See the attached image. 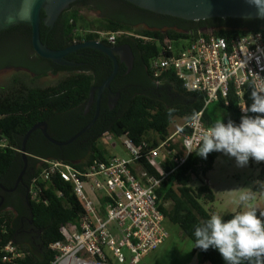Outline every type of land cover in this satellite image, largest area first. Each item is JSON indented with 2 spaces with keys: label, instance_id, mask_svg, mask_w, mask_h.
I'll list each match as a JSON object with an SVG mask.
<instances>
[{
  "label": "trees",
  "instance_id": "obj_1",
  "mask_svg": "<svg viewBox=\"0 0 264 264\" xmlns=\"http://www.w3.org/2000/svg\"><path fill=\"white\" fill-rule=\"evenodd\" d=\"M90 1L79 0L71 4L60 14L53 27L45 25V13L42 12V44L51 50H62L73 45L75 41H97L99 32H124L126 34L116 42L118 45L126 43L132 49V69L128 72L126 66L119 65L118 73L109 87L112 94L119 95L116 104L113 107L108 104L109 91H106L101 97L99 115L94 125L68 146L52 145L39 130L31 134L26 144L27 169L15 190L20 198L18 206L12 204L11 210L5 209V206L0 209V264H50L54 254L49 251V246L63 240V228L70 232L84 215L71 187L59 179L38 182L36 197L30 196L32 181L48 167L44 161H61L82 169L94 160L107 161L110 157L105 148H102L101 138L126 137L135 146L141 147L140 163L148 173L155 175L156 172L146 157L170 137V127L175 120L186 122L193 113H199L204 107V94L188 92L173 71H166L158 78L153 77L150 63L159 57L160 46L165 38L189 39L201 33L204 36L213 35L229 39L247 31H264V19L212 18L186 21L140 9L124 0H102L95 6L90 4ZM107 5H110L115 13H101ZM83 11L100 12L103 21H89ZM143 24L146 28L134 29ZM14 31H20L24 35L16 49L24 57L23 64L14 66L23 67L27 71L24 74L33 76L34 80L49 75H66L54 85L39 88L26 84L21 78L23 74H16L9 85L0 90V185L5 189L14 187L22 171L21 146L26 133L36 124L46 123L65 132L54 135L48 131L54 140H69L94 118L95 102L94 106H90L91 114L84 115L90 90L99 86L113 68L107 56L88 48L81 51L84 59L67 58L84 64L79 68L56 65L35 53L30 61L27 56L33 53L31 28L18 25L6 30ZM101 43L110 45L105 41ZM3 53L6 52L0 53V59L5 57ZM251 85L249 83L243 89V101L248 106L252 103ZM239 104V97L231 91L225 101L220 100L204 110L205 123L211 126L217 119L223 118L225 123L231 119L238 124L244 115ZM169 109L175 110L171 118ZM143 144L147 146L143 147ZM180 147V144L171 147L177 149V155L173 158L182 154ZM197 151L198 149L156 190V205L164 219L177 226L193 245L194 228L211 216L205 205L215 201L214 191L201 181L200 177H205L213 169L215 160L222 154L213 152L204 159L196 155ZM163 167L170 170L176 168V165L167 160ZM259 167L256 181L264 180V163H260ZM192 177L200 180L199 186H190ZM254 192L264 195L257 185ZM59 193L61 197L58 196ZM0 194L4 196L6 205L12 195L4 193L1 189ZM231 216L232 214H225L223 218L228 220ZM9 242L18 248L22 258L3 261V249ZM194 253L200 255L202 263L225 264L216 249L203 251L194 247ZM108 263L110 264V259Z\"/></svg>",
  "mask_w": 264,
  "mask_h": 264
},
{
  "label": "built area",
  "instance_id": "obj_2",
  "mask_svg": "<svg viewBox=\"0 0 264 264\" xmlns=\"http://www.w3.org/2000/svg\"><path fill=\"white\" fill-rule=\"evenodd\" d=\"M97 34L98 42L114 45L126 33ZM160 50L159 57L150 63L153 77L173 71L188 92L204 94V107L199 112L201 127L188 120L176 133L180 135L179 143L173 139L176 134L170 135L150 152L146 159L155 175L141 165V147L126 137L119 139L128 159L110 156L107 161L94 160L82 169L61 161H44L48 167L32 181L30 196L36 197L38 182L56 178L71 187L84 211L70 232L63 228V240L49 246L54 254L50 264H109V257L120 258L124 251L129 254L130 264H139L144 256L156 251L168 238L164 216L156 205V190L198 149L202 128L209 127L204 110L225 101L231 91L239 97L241 110L245 86L259 83L257 75L264 78V31H247L229 39L201 33L189 39L165 38ZM109 139L115 138L105 136L101 144L108 145ZM177 144L182 154L173 158L177 149L171 147ZM167 160L173 161L176 168L165 170ZM20 258L21 252L9 242L3 249V261Z\"/></svg>",
  "mask_w": 264,
  "mask_h": 264
},
{
  "label": "clouds",
  "instance_id": "obj_3",
  "mask_svg": "<svg viewBox=\"0 0 264 264\" xmlns=\"http://www.w3.org/2000/svg\"><path fill=\"white\" fill-rule=\"evenodd\" d=\"M257 14L264 17V0H248ZM250 86V106L244 102L241 107L244 115L237 124L231 119L225 123L217 119L211 126L202 128L201 142L196 155L207 159L213 152L222 153L235 161L237 168H246L249 161L264 163V78ZM174 109H169L171 118ZM249 113L254 115H249ZM200 113H193L190 122L200 125ZM187 146V145H186ZM188 153H191L189 148ZM264 194V180L253 181ZM251 190L243 192L238 203L240 211L225 220L213 213L194 228V247L207 251L218 250L225 264H264V211L257 215V209L250 206L254 198Z\"/></svg>",
  "mask_w": 264,
  "mask_h": 264
},
{
  "label": "water",
  "instance_id": "obj_4",
  "mask_svg": "<svg viewBox=\"0 0 264 264\" xmlns=\"http://www.w3.org/2000/svg\"><path fill=\"white\" fill-rule=\"evenodd\" d=\"M79 0H0V33L18 25H27L31 28V46L33 51L40 58L49 60L56 65L63 67H78V63L70 62L66 59L69 54L77 50L88 48L96 50L107 56L113 68L109 76L99 85L93 87L89 93V101L86 110L95 102L96 111L92 121L77 132L69 140L60 142L54 140L47 133V124L38 123L34 125L24 136L21 146L23 168L12 189H5L0 185V189L6 193L14 192L24 176L27 169L26 144L31 134L39 130L43 137L52 145L58 147L68 146L96 122L99 115L100 100L104 92L109 91L110 84L115 79L122 51L126 48L128 59L123 62L128 72L133 66V54L129 45L121 48L109 47L98 41H85L73 44L66 49L51 50L42 44L40 40L41 13H45L48 18V27H53L60 14L69 8L71 4ZM140 9H144L156 14L166 15L186 21H200L212 18H232V19H264L257 14L256 8L248 0H124ZM125 51V50H124ZM130 55V56H129ZM108 97L113 100L112 107L116 104L119 95H114L109 91ZM2 202V198H1Z\"/></svg>",
  "mask_w": 264,
  "mask_h": 264
},
{
  "label": "rangeland",
  "instance_id": "obj_5",
  "mask_svg": "<svg viewBox=\"0 0 264 264\" xmlns=\"http://www.w3.org/2000/svg\"><path fill=\"white\" fill-rule=\"evenodd\" d=\"M84 16L90 21L96 19L93 14L82 12ZM141 28H146L144 25H140ZM16 45L9 44L5 49L12 50ZM17 46H20L17 45ZM23 73H18L22 80L33 87L45 88L54 85L60 78L66 74H58L56 76L49 75L40 79L34 80L33 76H26ZM16 74L14 71H7L0 74V90L5 89L13 76ZM212 107V106H211ZM184 120H175L170 127V134L174 135L184 125ZM180 135L176 134L173 139L176 143L180 141ZM108 145H102L105 148L108 156H115L122 159H128L129 154L122 146L120 139H109ZM259 164L254 161H249V165L246 168H237L235 161L223 154H220L215 160L213 169L206 174L205 177L201 176V181L208 184L215 194V201L205 205V209L208 210L211 215L213 213L224 216L225 214H235L237 211L242 210L238 203L239 196L248 190H251L255 195L252 200L249 201L250 206L257 209V215L259 216L261 211H264V195L254 192L256 186L253 181H256L259 174ZM200 185V180L192 177L190 186L195 188ZM166 231L168 232V238L166 241L154 252H151L147 256H144L139 264H208L202 263L200 255L194 253V245L190 239L183 236L180 229L167 222L163 223ZM110 264H130L129 254L124 251L120 258L109 257Z\"/></svg>",
  "mask_w": 264,
  "mask_h": 264
},
{
  "label": "flooded vegetation",
  "instance_id": "obj_6",
  "mask_svg": "<svg viewBox=\"0 0 264 264\" xmlns=\"http://www.w3.org/2000/svg\"><path fill=\"white\" fill-rule=\"evenodd\" d=\"M101 2H102V0H91L90 4L95 6V5H97V4L101 3ZM101 13H103L105 15H107V14L108 15H112L115 12H114L113 8L110 5H107V6L104 7V10H102ZM101 13L100 12L99 13L98 12H89V14H93L96 17L95 21H100V22L103 21V15ZM44 22L46 23V25H48V18H44ZM139 28H141V27L136 26L134 29L138 30ZM129 35L134 36V34H129ZM23 36L24 35L20 31H14V32H6V31H4V32L0 33V53L1 52H6V53H3V55H5V57H2L0 59V68H1L0 69V74H2L4 72H7V71H14L15 74L23 73V72L26 73L27 72L23 67H16L18 64L19 65L23 64L22 63V59L24 60V57L21 55L20 51L17 52V50H16V49H18L17 45H19L21 43V41L23 39ZM47 37H48V40L51 39L50 33H48ZM81 42H85V40H82ZM81 42H76L74 44L81 43ZM9 44H14L16 46L12 50H6L5 48ZM126 45H128V44L124 43V44L118 45L117 42H115L114 45H109V47L121 48V47H125ZM82 50L83 49H80V50H77L76 52H74L72 54H69L66 57V59L68 57H71V58L73 57L76 60L84 59V55L81 54ZM124 50L122 51L121 55L119 56L120 61H122V62L119 63V65H124L125 66V64L123 62H125L128 59V54L129 53L126 52V48ZM131 51H132V49H131ZM34 53L35 52L33 51V53L30 56H27V59L31 61V58H32ZM132 54H133V51H132ZM133 57H134V55H133ZM68 61H70V60H68ZM70 62L78 63L80 65V66H78V68L79 67H83V65H84L83 63H79V62H74V61H70ZM14 65H16V66H14ZM107 102L111 106L113 104L112 98L108 97V101ZM94 105L95 104L93 103L91 105V107L94 106ZM91 107L88 110L84 111V115L85 116H88L89 114H91V110H90ZM48 131H50V134H54V135H59L61 133H65L63 130H57L56 128L51 126V124L47 125V133H48ZM4 193H6V192H4ZM6 194H11L12 196L10 198H8V200L6 201V205H5V198H4V196L2 194H0V209L5 206L4 207L5 209L11 210L12 209V206H11L12 204L18 206V202H19L20 198L17 196L15 191L12 192V193H6ZM1 198H2V202H1Z\"/></svg>",
  "mask_w": 264,
  "mask_h": 264
}]
</instances>
